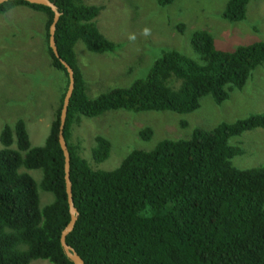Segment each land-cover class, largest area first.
Returning <instances> with one entry per match:
<instances>
[{
	"label": "trees",
	"instance_id": "obj_1",
	"mask_svg": "<svg viewBox=\"0 0 264 264\" xmlns=\"http://www.w3.org/2000/svg\"><path fill=\"white\" fill-rule=\"evenodd\" d=\"M174 1L155 0L162 8ZM251 1L255 0H228L222 19L241 23ZM53 3L59 14L55 46L74 78L63 137L77 219L66 244L84 264H264V166L235 168L232 159L244 152L228 143L245 132L264 130V113L222 123L211 131L197 128L187 138L159 141L150 151L132 150L118 167L107 171L92 167L71 143V127L80 117L116 111L188 115L205 97L222 104L264 65V41L221 50L209 32L199 30L190 37L196 58L160 50L161 56L129 87L90 97L75 46L80 42L93 54L114 49L96 27L100 8L83 0ZM17 7L46 16V52L64 82L42 145L31 146L22 120L1 129L0 264L37 260L74 264L60 241L70 222L59 144L68 73L49 46L54 12L42 5L8 1L0 5V14ZM139 136L149 141L152 131L143 129ZM110 151V143L96 137L90 154L93 163L105 162ZM32 171L40 173L39 181ZM40 193L52 196L43 207Z\"/></svg>",
	"mask_w": 264,
	"mask_h": 264
},
{
	"label": "rangeland",
	"instance_id": "obj_2",
	"mask_svg": "<svg viewBox=\"0 0 264 264\" xmlns=\"http://www.w3.org/2000/svg\"><path fill=\"white\" fill-rule=\"evenodd\" d=\"M228 0H175L159 7L155 0H83L97 6L99 32L114 45L103 54H93L78 42V67L87 92L95 97L115 88H127L143 77L163 50H176L196 58L190 37L196 31L209 32L218 49L234 50L241 45L264 41V1H251L241 23H228L222 13ZM46 16L27 7L0 14V132L18 120L26 125L32 147L42 145L58 107L64 77L51 67L45 44ZM161 50V51H160ZM264 113V65L257 67L241 90H232L229 99L216 105L209 97L188 115L170 112H109L96 118L80 117L71 127V143L79 148L92 167L113 170L132 150L150 151L162 140L190 136L194 129L211 131L222 123H233ZM182 123L186 127H182ZM150 129L149 141L140 138ZM96 137L111 145L108 159L96 165L91 150ZM243 150L232 159L239 170L264 166V130H253L228 141ZM1 149V145H0ZM36 181L38 171L30 173ZM40 203L48 204L50 194L40 193ZM31 264H49L37 260Z\"/></svg>",
	"mask_w": 264,
	"mask_h": 264
},
{
	"label": "water",
	"instance_id": "obj_3",
	"mask_svg": "<svg viewBox=\"0 0 264 264\" xmlns=\"http://www.w3.org/2000/svg\"><path fill=\"white\" fill-rule=\"evenodd\" d=\"M8 1H24V2H27L29 4H33V5H42V6L49 7L54 12V19H53L52 24L49 27V46H50L53 54L55 55V57H57L61 61L62 65L66 69V71L68 73V78H69V85H68V89L66 91L65 97L63 99V105H62V110H61L59 144H60V147L63 151L64 159H65V166H64L65 185H66V193H67L69 213H70V222L68 223V225L66 226V228L62 232L60 241H61V245L64 249L65 254L71 259V261L74 264H84V262L77 255V253L71 247H69L65 242V237L67 236L68 233H70L72 231L74 224H75V221L77 219V211L74 208V205L72 202V196H71V183H70V179H69V153L67 150L66 142H65L64 137H63V128H64V123H65L67 106L69 104V99L71 97L72 90L74 87V78H73L72 69L63 60H61V58L58 55L56 46H55V41H54L55 26H56V23H57L58 18H59V14L57 13L56 7L53 3V1H55V0H0V5L3 3H6Z\"/></svg>",
	"mask_w": 264,
	"mask_h": 264
}]
</instances>
